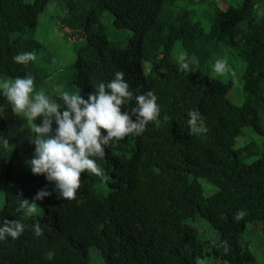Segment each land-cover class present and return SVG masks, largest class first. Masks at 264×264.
I'll return each instance as SVG.
<instances>
[{
	"label": "trees",
	"instance_id": "trees-1",
	"mask_svg": "<svg viewBox=\"0 0 264 264\" xmlns=\"http://www.w3.org/2000/svg\"><path fill=\"white\" fill-rule=\"evenodd\" d=\"M49 1L0 0V83L18 89L0 87V264H92L91 249L100 264H198L195 216L216 258L254 262L240 241L247 224L264 240V0H63L74 57L51 71L28 36ZM223 48L245 62L239 105L207 73ZM19 100L31 108L6 117ZM245 129L262 143L235 148Z\"/></svg>",
	"mask_w": 264,
	"mask_h": 264
},
{
	"label": "rangeland",
	"instance_id": "rangeland-1",
	"mask_svg": "<svg viewBox=\"0 0 264 264\" xmlns=\"http://www.w3.org/2000/svg\"><path fill=\"white\" fill-rule=\"evenodd\" d=\"M223 2L227 5H232L236 8L240 6L241 0H218V4L223 7ZM63 0H51L47 3L44 11L38 17L37 26L34 29L29 30L28 36L33 37L42 46L41 56L44 57L50 63L46 64L48 71L53 69H61L67 66L74 57L71 43L66 44L62 37L61 32L58 29L60 18L64 12ZM196 9V8H195ZM199 10V9H196ZM199 20H201L199 18ZM100 24L109 33V40L121 47L125 46L126 40L130 35L128 30L116 29L112 25V16L108 13L102 15ZM97 28V27H96ZM222 56L218 59L216 57L208 64L207 73L214 78L221 80L223 83L232 81L233 86L229 92L228 98L236 105H239L242 100V73L245 69V62L239 55L232 49H222ZM182 52L179 48H175L172 58L175 61H179ZM55 81V80H54ZM54 81L51 80L48 84L51 88H54ZM0 87L4 88L6 92L12 95L18 89L14 88L11 81L6 83H0ZM61 93V91H60ZM62 94V93H61ZM30 105L25 100H19L15 102L13 110L9 113H5L6 117L17 118V114L23 109H30ZM24 127L22 129V143H28V137H30L31 129L29 117L22 116ZM235 148L239 147L241 142H254L261 144L262 139L250 134L247 129L243 130L241 136L237 140ZM32 159V156L27 151L20 153V161L18 165H23V162H27ZM251 159H255L252 157ZM200 184L205 197L211 196L216 190L210 183L201 180ZM186 223L192 226L197 232L198 243L202 245L203 258L198 259V264H229L216 258L212 254L211 246L215 245L218 236L212 230L206 220L195 216L192 219H188ZM241 247L248 248V250L254 254V262L246 264H264V240L261 233V227L259 224H247L245 232L241 237ZM90 258L92 264H100L98 253L95 249H91Z\"/></svg>",
	"mask_w": 264,
	"mask_h": 264
}]
</instances>
